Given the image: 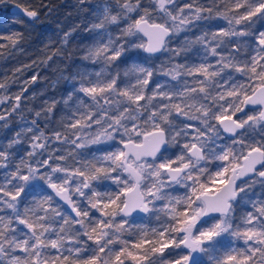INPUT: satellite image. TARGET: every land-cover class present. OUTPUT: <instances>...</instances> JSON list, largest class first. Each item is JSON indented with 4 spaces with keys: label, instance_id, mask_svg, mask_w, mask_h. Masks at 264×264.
Listing matches in <instances>:
<instances>
[{
    "label": "snow or ice",
    "instance_id": "6c2138e0",
    "mask_svg": "<svg viewBox=\"0 0 264 264\" xmlns=\"http://www.w3.org/2000/svg\"><path fill=\"white\" fill-rule=\"evenodd\" d=\"M210 2L148 0L149 8L143 0H117L120 16L108 19L123 17L127 26L116 41L89 49V58L117 63L131 44L154 66L152 58L167 52L160 70L176 83L150 88L153 72L143 63L129 70L134 83L119 74L81 82L86 99L53 129L57 147L38 162L21 159L0 184V213H7L0 215V264H264V199L248 197L256 184L264 187V30H257L264 0ZM24 12L38 18L36 10ZM213 18L226 24L171 47L173 36ZM24 39L21 32L0 35V58L23 51ZM197 46L205 53L200 63L174 62ZM38 75L11 97L12 111ZM8 87L6 77L0 89ZM41 138L48 139L44 130L33 133L29 157L45 149ZM101 143L115 147L100 156L72 151ZM177 146V154H166ZM13 147H0V169L8 168ZM104 181L114 187L102 188ZM177 186L183 195L171 194ZM249 203L254 211L237 217V207ZM141 214L159 226L137 223ZM14 222L27 229L26 238L15 234Z\"/></svg>",
    "mask_w": 264,
    "mask_h": 264
},
{
    "label": "trees",
    "instance_id": "16d2710c",
    "mask_svg": "<svg viewBox=\"0 0 264 264\" xmlns=\"http://www.w3.org/2000/svg\"><path fill=\"white\" fill-rule=\"evenodd\" d=\"M178 2L181 6H183L184 3H190L191 0H178ZM199 2L203 5L211 6L210 0H199ZM143 4L149 8L152 7L148 4V0H143ZM12 7H18L21 10V13H12ZM25 8L29 10H36L38 12V18L33 20L28 17L24 12ZM93 11L94 0H83V2H81V0H3V2H0V35H10L13 32H21L25 38L22 42L23 51L12 50L11 55L0 58V81H3L6 77L9 81L7 92L5 93L4 89H0V94L13 97L15 94L23 91L26 87L24 83L26 80H31L34 75L37 73L39 74L36 82L27 87V91L24 92L21 100V107L25 110L24 116L27 121L30 122L35 118L32 112L27 111L28 107H32L33 109L37 108V104H35L33 100H30L29 97L32 96L34 92L40 93L45 91L46 86L50 85V82L55 75L51 69L57 64L61 66L67 65V53L65 52L63 55L53 56L52 60L48 61V67H45L41 61L46 59L48 55L57 51L60 47L58 43L59 36L64 35L72 28H76L77 30L70 38V46L75 44V46L78 47V44H76L78 39L81 42L87 39L89 34L84 32L83 29L88 26L89 21L93 18ZM131 15L135 16L136 14L132 13ZM153 15L162 14L153 13ZM159 22L161 21L158 19L157 23ZM224 24H226L225 21L217 18L197 21L193 25L189 26L191 31L182 32L180 35L182 37L196 39L202 34V31H219V26ZM124 25H127V21H124ZM257 30H264V23L258 24ZM49 34H51L57 42L51 43L47 50H45L46 41H44V37ZM171 47L176 48L177 43L173 41ZM204 55L205 53L203 50L197 46V49H194L192 52L176 57L174 62L188 64L200 63ZM144 56L146 55L143 52L135 50L131 53H126L121 57V61H118L117 63L122 62L127 64L128 60L131 59H136L138 62L143 63ZM216 59L217 58L209 57L208 62L216 63ZM75 62L79 63L78 55L75 58ZM25 65H30L31 67H25ZM17 68L22 71L17 72ZM187 80L189 85H191L192 78L188 77ZM134 82L135 81L132 80V83ZM158 82H164L166 86L168 82H171L172 85H175L176 83L175 81H171L170 77H166L161 74H154L153 81L150 83L149 87L152 88L157 86ZM64 91H67V89L65 88ZM48 96H57V92L49 87L45 94L39 98L43 101ZM14 103V99H11L5 104H0V113L6 114L11 110V106ZM61 108V105H57L56 111L53 114L54 120L58 119ZM8 119L11 120L12 123L7 128L3 127L5 121H0V147L10 143V141L14 138L15 133L18 132L21 125L24 124V121L21 120L16 113H13V115L8 117ZM47 123L49 122L37 119V125L39 127L36 131L38 132L39 130H44L46 135H51L54 125L49 124L46 128L45 125ZM31 135L32 134H29V136ZM30 150L31 148L29 143H22L9 149V166L6 169H0V184H7V174L15 170L14 165L18 164L21 159H29L27 157V152ZM59 154L61 153H57V155ZM46 157L47 153H45L42 158ZM33 166L35 167L36 165L33 164ZM103 184L105 186H107V184L110 185L111 181H104ZM45 191L49 192L46 187ZM171 194L177 195L175 187L171 190ZM31 199L32 196L30 195L29 200ZM6 214L7 213H0V215ZM241 215L238 214L237 217ZM136 219L138 221L142 218L137 217ZM237 222L239 221L237 220ZM16 226L17 224L14 222L12 227L15 228ZM90 243L91 242H89V244ZM235 243H237V247H244L243 245L240 246L239 242ZM18 254L23 255L22 253ZM170 258L175 259L176 254L173 253Z\"/></svg>",
    "mask_w": 264,
    "mask_h": 264
},
{
    "label": "clouds",
    "instance_id": "9594fccd",
    "mask_svg": "<svg viewBox=\"0 0 264 264\" xmlns=\"http://www.w3.org/2000/svg\"><path fill=\"white\" fill-rule=\"evenodd\" d=\"M83 2V0H81ZM120 7L117 3V0H94V11L92 14V19L89 21L88 26L83 29L84 32L88 33V38L83 40L82 42L77 40L76 44L78 47L70 46V38L72 37L73 33L77 30L76 28H72L67 33L62 36H59L58 43L59 48L57 52L59 55H63L65 52L67 53L66 60L68 61L67 65L61 66L57 64L55 67L51 69V71L55 74L52 78L50 85L46 86L44 92L40 93H33L32 96L29 97L30 100H33L35 104H37V108L33 109L32 107H28L27 111L32 112L34 114V119L30 122L25 119L24 116V109L19 106H15V111L11 110L8 111L6 114L4 128H7L11 125L12 121L8 119V117L12 116L13 113H16L21 120L24 121V124L21 125L20 130L15 133L14 138L10 141L13 143L14 146L22 144V143H29L30 145L33 143L32 135L33 133L37 132L38 129L37 119L47 121L45 127L47 128L49 124L54 125L53 129L57 128L58 122L62 116L68 115L70 110L75 106V104L80 99H85L81 93L78 92V88L82 81L87 82L89 80H95L97 78H108L115 74H119L120 78L127 83L129 80L135 81L136 74L130 73L131 66L133 64H142L138 62L136 59L128 60L127 64L125 63H105L102 60H94L89 58V49L93 48L98 44H107L109 37H111L114 41H116L117 37L121 34V29L126 27L124 25V18L121 17L118 22H112L108 19L109 16H120ZM131 39V38H129ZM188 39L187 37H182L180 34L175 35L172 37V42L175 41L177 43V47L181 46L184 40ZM45 43V50L49 47V45L53 42H57L54 40L53 36L49 34L48 36L44 37ZM123 42V41H121ZM63 50V51H61ZM135 51L131 44H128L125 49L126 53H131ZM78 55L79 63L75 62V58ZM169 53L162 52L159 54L158 58H152L155 62L154 66L153 63L143 61V64H146L148 68H150L154 74H162L160 68L161 64L168 60ZM45 67H48V62L44 63ZM128 73V75H125ZM99 74V76L97 75ZM25 83V82H24ZM165 85L164 82H158V86ZM167 85H171V82H168ZM57 92V96H48L43 101L40 100V96H43L48 88ZM67 91H64V89ZM167 90V89H165ZM7 90H5V93ZM11 97L8 95L0 94V104H5ZM67 101V103H65ZM55 105L51 112L48 111L50 105ZM57 105H61V112L59 113L58 119H53V114L56 111ZM114 107V104H113ZM19 110V111H17ZM39 113V115H37ZM28 129H32L33 132H29ZM89 131H92L89 129ZM29 134H32L29 136ZM48 139L45 140L41 138L39 143L45 144V149H35L33 155L27 157L34 161L38 162L42 159L47 150L51 149L54 150L53 145H56L53 130L51 135H47ZM118 139V137H117ZM65 151L69 148V145L65 143L63 146ZM114 145H105L101 144H90L87 145L85 148L75 149L73 148V152L77 153H84L90 154V156H100L104 154L106 148H113ZM31 151V150H30Z\"/></svg>",
    "mask_w": 264,
    "mask_h": 264
},
{
    "label": "rangeland",
    "instance_id": "374dc122",
    "mask_svg": "<svg viewBox=\"0 0 264 264\" xmlns=\"http://www.w3.org/2000/svg\"><path fill=\"white\" fill-rule=\"evenodd\" d=\"M178 121H183L184 123L190 125L191 127H198V122L197 121H186V120H183L182 117H179L177 118ZM194 134V133H192ZM228 142L227 140H223V141H220L219 143L223 144V143H226ZM53 148L57 147V145H53L52 146ZM178 150H179V146L177 147H174V148H167L165 151H166V154H177L178 153ZM33 164H35L33 162ZM213 166L212 165H209V168L211 169ZM103 187H114L112 186V184L105 186L104 184L102 185V188ZM176 189V194L177 195H183L185 190L183 188H179L178 186L175 187ZM248 197L250 198L251 201H257V200H262L264 199V187H262L260 184H256L254 187L250 188L248 190ZM58 205H61L59 202H57ZM62 206V205H61ZM61 211H65L63 209V207H61ZM249 212V211H254V209H252L251 207V203H249L248 205H242L240 207H237L236 209V216L239 214H243L244 212ZM142 219L138 220L137 223H139L141 220H143L144 224L148 227H158L159 226V222L155 221V220H152L150 223L149 221L144 217V216H141ZM14 229H16V235L19 237V238H26V234H27V229H25L22 225H17ZM235 242H239L240 243V246H244L243 244V241H234L232 246L233 247H237V243Z\"/></svg>",
    "mask_w": 264,
    "mask_h": 264
},
{
    "label": "water",
    "instance_id": "95a60500",
    "mask_svg": "<svg viewBox=\"0 0 264 264\" xmlns=\"http://www.w3.org/2000/svg\"><path fill=\"white\" fill-rule=\"evenodd\" d=\"M11 12L14 13V14H20V13H21V10H20L18 7H12V8H11ZM140 35H142V34H140ZM143 38H144L145 40H147V37H143ZM144 54H145V53H144ZM145 55H146V54H145ZM238 115H240V114H238ZM224 135H225V137L227 136V134H224ZM48 190H49V192H51L50 189H48ZM53 195H54V193H53ZM56 201L59 202V203L62 205L63 209H64L66 212H70V209H68L67 206L63 204V201H61V200L59 199V197H56ZM141 216H144V214H141V215L138 216V217H141ZM204 219L206 220L207 217H205ZM202 222H203V221H202Z\"/></svg>",
    "mask_w": 264,
    "mask_h": 264
}]
</instances>
